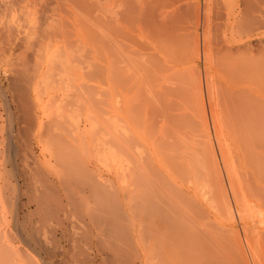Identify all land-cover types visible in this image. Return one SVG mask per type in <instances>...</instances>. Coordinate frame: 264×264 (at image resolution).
I'll use <instances>...</instances> for the list:
<instances>
[{
	"label": "rangeland",
	"instance_id": "1",
	"mask_svg": "<svg viewBox=\"0 0 264 264\" xmlns=\"http://www.w3.org/2000/svg\"><path fill=\"white\" fill-rule=\"evenodd\" d=\"M75 1L0 0V236L2 238L0 242H10L13 247L12 254L14 255L11 254L10 261L7 259L10 254L7 256L3 255L6 257L4 261L1 254L6 250H0V264H15V262L16 264H23L24 261H28L27 264L29 262L33 264L34 261L37 264H125L126 261H128L126 264H133V262L134 264H147L148 262V264H151L152 257L151 255L148 257L149 254L146 252V240H144L146 237L143 234L144 229L146 232L145 224L147 226V220L143 223L146 215L141 214L143 211L134 213L130 200V191L132 190V180L130 179V176L132 177L130 173V130L133 129L135 131L133 128L135 118L133 117L137 118L139 115L137 112H133V115L134 113L137 115H132V117V113H130L131 109L137 108L135 109L137 111L139 108L136 107L138 105H134L137 103L133 104L135 107H132L133 105L130 106V4L126 7L123 4L128 1L123 3L125 0H95L99 1L98 5L92 8L94 0L92 2L91 0L90 2L85 0L86 3L81 0L85 5L89 2L88 6L91 3L88 9L89 12L84 8L87 11L85 13L79 7L81 4L82 7H85V5L80 0L81 4ZM150 1L154 2L153 4L157 8H160L161 5L165 9L167 8L168 11L172 10L174 6L179 7L178 12L169 20L173 23L177 21L182 23L177 25L178 22L176 24L168 22L166 24L168 26H165V33L170 31V37L176 35L172 36V38L175 41L178 39L177 42L179 40L183 41V34L187 36L190 33L191 35L193 34L192 37L194 39L191 35L188 38L184 35L185 40H188V42H185L186 47L189 49L193 46V42L191 47L188 45L189 40L193 39L191 41H195V50L192 49L194 51L198 49V54L199 52L201 53L198 57L202 55L203 46L200 42L203 39L202 31L204 27L202 20L204 10L207 7L206 0ZM162 1L164 3L168 2L171 9L169 10L170 6L167 3L165 4L169 8L165 7ZM212 1L216 2V0ZM95 3L97 2H94L93 5ZM153 4L147 5L149 10L145 9L142 13L143 24H150L151 21L154 22L157 18L154 16L157 15L158 9L156 10V7H152ZM214 5H212L214 8H212V11L216 14L213 13L214 22L216 21L215 23L221 27L226 16V8L222 5L217 8V5ZM150 6L154 11L149 8ZM91 10L94 12L90 14ZM111 12L113 14L119 12V14L117 13L118 15L122 12L119 19L122 18L123 20L126 18H123L122 15L127 14L129 16L126 19L128 24H125L129 25L127 32L125 30L127 36L123 37V39L116 36L113 42L107 39L108 36L106 34L108 31L103 28L105 27L104 24L116 15H111ZM153 12L156 13L154 14ZM183 17L185 21L187 19V23L182 19ZM123 20H121L122 23L125 22ZM99 23L103 24L101 25L102 27ZM170 26H173L172 29H170ZM96 27L102 30L101 34L96 32V29L100 31ZM174 27L176 29L179 28L178 33ZM220 27L217 29L219 30ZM103 30L105 31L103 32ZM95 32L96 34H94ZM171 32L175 34H171ZM221 32L222 30L215 31L216 42H220ZM212 33L214 34V31ZM99 35L100 38H98ZM260 35L264 44V27L261 28ZM190 37L191 39H189ZM97 40L100 41L98 42ZM115 40L116 42H114ZM184 41L183 43L181 42L182 46H184ZM197 41L200 43L198 44L199 46L197 45L198 48H196ZM108 42L111 47L113 43V49L106 45ZM262 42L260 44L255 42V44L261 47ZM263 44L262 48L264 49ZM101 45L104 46L101 47ZM120 45L123 46L121 47ZM200 45L202 46L201 48ZM114 46H117L120 50ZM187 49L185 50L187 51ZM259 51H261L260 57L263 61L262 63H264V57H262L264 56L262 55L264 50L261 49ZM185 53H183V57L186 56ZM190 53L193 56L192 52ZM214 54L216 55L215 52ZM213 55L212 57H214ZM196 56L194 52L193 58L187 56L192 61L186 60L187 57H182L181 60L186 61V63L189 61L187 64L190 66L195 65L194 68L190 69L188 68L190 66L183 63L187 66L186 69L193 70L194 73L198 69L196 72L199 73L194 75L201 79L202 90L200 93L204 103V109H202L204 111H199V114L198 110H196L195 116L199 115L194 117V119L191 118L194 126L191 123L192 127L188 129L189 133L193 130H195L193 133L198 131L201 138L196 133H190L191 136L185 134L189 136L185 139L187 141L190 140L188 142L197 140L196 145L197 143L199 144L198 140L200 141L201 139V141L204 139L203 142L206 143L208 141L210 146L212 144L211 147L209 145L208 147L210 151L214 150L212 157L213 159L215 158L216 166L221 168L220 172L224 175L222 165H220L219 150L218 147L216 148L217 144H215L216 140H214L212 122L209 118L207 96L203 87L206 77L203 72L210 74V78L216 82L220 78L221 71L217 75L216 69H213V66H216V61H212L213 66L208 64L210 66L208 68L209 66L205 64L206 62L204 63L203 55L200 58ZM215 66L214 68H216ZM203 68L205 71H203ZM217 70H220L219 67ZM215 73L217 75L215 77H218L217 80L213 78ZM16 83L19 85L21 83L22 86L19 87L18 84L16 86ZM20 90H26L25 92L23 91L25 94H22V91L19 93L22 97L26 95V99L25 97L22 99L24 101H22V105L25 103L24 107L26 106L25 112H23L25 108L23 107V109L19 103L21 99L18 102L21 96L16 94ZM142 92L145 95V90H142ZM144 95L142 93V96ZM14 96H17L16 101ZM143 115L145 116V113ZM152 115L150 116L152 121L154 120L153 118H156L154 116L159 117L157 114L153 117ZM130 116L134 119H131V125L134 123L132 127L130 125ZM144 116H142L144 118L142 123L147 122L145 124L148 126L150 119H147V121L146 118L147 116L149 118V115L146 114V118ZM142 117L141 119L138 117V120L140 119L139 122L143 121ZM158 117L155 119L156 121L161 119ZM23 118L24 120L22 121ZM198 118H201V121H205L201 124L200 120H197ZM138 120L137 123L141 125L142 123H139ZM145 124H143V127L146 129L147 126L145 127ZM155 124L157 123L155 122ZM203 124L204 128L202 127ZM159 125H152L150 128L154 129L155 132L154 127L157 129ZM134 127L138 128V131L135 128L138 135L144 132L146 134V130L144 131L143 127H141L142 129H139L138 125ZM147 128L149 129V127ZM152 130H147V134L151 136L154 133ZM204 131L206 134L203 133ZM20 133L21 135L23 134V137H21ZM142 134L139 135V138L140 136L143 137ZM158 134L155 133L156 137L152 136L153 139L152 137L150 138L152 141L149 140L147 142L149 139L148 135H146L148 139L145 136V140L143 139L144 137L142 138L143 140L140 139L141 143L145 141L144 144L147 145L141 146L145 147L141 148L143 156L145 155L144 151L147 153L146 158L151 154L153 156L154 151L157 153L153 157H149L151 162L154 161L150 164L151 167L156 162L159 163L160 159L163 163V160H166L165 152L169 154L167 150L170 151L169 147L172 146L164 139H161V141H166L167 146L163 144L164 142H158L161 138ZM156 138H158L157 142L154 141ZM153 141L158 144L155 143L154 145ZM169 141L172 140L169 139ZM151 145L152 147L155 146V149H152L153 152L150 149L152 148ZM165 147H168V149ZM197 147L199 146L197 145ZM161 148L164 151L165 149L167 150L162 153L163 150L161 151ZM196 148L192 150L195 151ZM155 156L157 157L155 158ZM192 165L195 166L194 164ZM82 166L87 167L86 171H82L85 170ZM193 166L192 170H195ZM75 168L77 169L76 172H74ZM188 169L191 170V167L188 166L186 171ZM84 172H86V175ZM177 172H179V169ZM221 173L220 177L222 179L224 176H221ZM179 174L180 172L177 173V176ZM198 174L200 177H196L195 181L200 178L204 179V177H201L202 174ZM182 176H178V178ZM224 179L222 180L225 182ZM178 180L176 181L179 183L180 180ZM200 181H197V184L199 183V185L203 186V180L201 184ZM195 184L194 182V188H197L199 185L196 184V186ZM202 188L199 186L195 191V193H198L196 194L198 199L203 196V193L199 194ZM224 189L227 191V188ZM142 190L141 194L143 193ZM66 197L70 198H68L70 203L66 201ZM31 200L34 201L32 202ZM143 203L141 202L140 206H144L145 204ZM213 209L210 208V211ZM211 212L215 213L216 210L214 209ZM136 216L140 220L134 221ZM234 221L236 220L234 219ZM231 222L232 220L226 223L229 224ZM234 225L236 227L234 228L240 231L238 223L235 222ZM65 227L68 229L66 230ZM68 232L69 234H67ZM18 236L28 239L33 238L32 240L38 245L36 246L33 243L30 246H26ZM6 239L14 241L11 242V240L7 241ZM16 249L23 251L17 254L14 251ZM6 253L7 251L4 254ZM14 253L20 257H16ZM25 253L27 257L29 256V260L26 257L24 258L23 255H26ZM11 258H14L15 261ZM154 258L157 259L155 256ZM158 260H153L152 263L156 261L154 263L156 264Z\"/></svg>",
	"mask_w": 264,
	"mask_h": 264
},
{
	"label": "bare ground",
	"instance_id": "2",
	"mask_svg": "<svg viewBox=\"0 0 264 264\" xmlns=\"http://www.w3.org/2000/svg\"><path fill=\"white\" fill-rule=\"evenodd\" d=\"M82 1L85 2V0ZM87 1L90 2V0ZM75 2L81 4L79 0ZM84 2L82 3L84 4ZM94 2L97 3L93 5ZM94 2H92V8L93 6L95 7L98 5L99 1L94 0ZM124 2H126L127 5ZM148 2L149 4H147ZM206 2L207 7L204 4L206 9H203L204 14L202 20L204 27V30L202 31L203 39L202 42H200L203 46V56H200L203 57L204 63L206 62V65L209 64L211 66L212 61H216V66L214 65L216 68H214L212 65L213 69H216L217 75L219 74L218 72L221 71V75L218 79V77H215L217 76L216 73L214 74L213 78H215V80H219V82L218 80L215 82L210 78V74L203 72L205 73L204 75H206L204 79L205 81L203 80V87L207 96L209 118L211 119L210 121L212 122L213 133L215 136V139H213L216 140L215 144H217L216 148L218 147L219 150L218 155L220 157L219 159L221 160L220 165H222L224 175H222L223 173L220 172L221 168L216 166L217 164L215 158L213 159L212 157L214 155L212 154L214 150L211 148L212 151H210L208 147L210 144L207 140V143L203 142L204 139L203 141H201L202 139L200 140L201 143L198 140V149L196 148L197 140H191V142H188L190 140H186L189 137L188 135L191 136L190 133H196H193L195 130L189 133L188 129L192 127L191 118L194 119V117L200 114L199 111L204 109V103L200 93L202 90L200 81L201 79L196 77L197 73H199L196 72L198 69L195 70V73L193 70H188V68H194L195 65L190 66L187 64L189 61L186 63V61L181 60L183 53L185 52V58L187 56L193 58L194 52L195 55H197L196 57L201 54L200 52L198 54V49L194 51L195 41H191L194 39L192 37L193 34L191 35V33H188L193 38H189L191 39L189 40L190 44L188 43L189 47H191L193 43L194 44L191 48L187 49L185 42H188V40H185V37L188 38L189 35L187 36L186 34H183V41H185L184 46H182L183 41L179 40L180 42H177L178 39L175 41V39L172 38V36L174 37L176 35H172L170 37V31L165 33V26H168L166 24H168L174 14L178 12L179 7L174 6L172 10H170L171 6L168 4V2L165 3H167L170 8L163 2L165 5L163 3L162 5L169 8L170 11H168L167 8L165 9L158 2L157 4L160 5V8H157V6L153 4L154 2L152 3L150 0L123 1V5L126 7L128 4H130V106L134 103H137L134 105H138L136 106L139 107L138 110L141 108L140 111H136L135 109L137 108L131 109L130 107L132 111H130V113H132L131 116L133 115V112H137V114H141L142 116H144L143 114L145 113V116L146 114L149 115V118L148 116L147 118L144 116L147 120L150 119L152 114L159 115V117L154 115H152V117L154 116L156 118L158 117L159 119L161 118L159 120L160 125L159 121L155 120L156 118H153V121L151 118V122L147 120L151 126H147V122H145L146 124L142 123L144 122V118L141 115H138V117H140V119L142 117L143 120L140 122L138 117H133L135 113L132 117L135 118L134 123L136 126L138 125L139 129H142L141 127H143V124H145V127H149V129L147 127L145 129L143 127L144 131L146 130V134L143 130L142 132L144 133H140L143 137L148 135L149 139L146 137V139H148L147 142L149 140L152 141V136H155V133H159L158 135L161 138L158 136L160 138V141L158 140V142L163 143L164 141H161V139H164L172 145L169 147L170 151L167 150L168 147H165L167 148L165 151L167 150L169 154H167V152L161 148V151L163 150L162 153H166V160H163L165 156L163 157L162 155L163 163L160 159V161L158 160L159 163L156 162L157 165L155 164L154 166L152 165L153 167H151L150 164H152L154 161L151 162V158L149 157L152 156V154L149 156L147 155L148 157L146 158L147 153L144 151L145 157L143 156V150L141 148L145 147L141 146H145L146 144H144L145 141H142L143 143H141L140 139L143 137L140 136L139 138L140 134L138 135V128L134 127V123L131 125V119L133 118L130 116V125L131 127L134 125L133 128L135 130H130V173L132 174V177L130 176V179L132 180V182L130 181L132 184V190L130 191L131 206L134 213L137 211H143L141 214L146 215V219L143 220V223L147 220V226L145 224L147 233L145 232V229L143 230V234L145 235L144 237H146L144 238V240H146V252L149 254H147L148 257L151 255L152 261L158 260L159 258L156 264L159 262L161 264H264V63H262L263 61L260 57L261 51H259L261 49L264 50L262 48V36L260 35V30L264 27V0H216V2L212 1L213 4L211 0H206ZM88 4H84L85 7H82V4L78 6L81 8V10H87L89 12L88 9L90 8L89 6L91 3L89 6ZM151 4L154 5H152V7H156V10L158 9L157 15L154 16L157 18L154 20V22L151 21L150 24H143L142 13L145 9H148L147 5ZM214 4L217 5V8H219V5H222L226 8V16L221 27L215 23L216 21L214 22L215 17L213 16V13L215 14V12L212 11V5ZM214 7L216 6L214 5ZM84 8L86 9L84 10ZM149 8H151V6ZM151 10H153V8H151ZM87 11H85V13H87ZM91 12L94 11L91 10L90 14ZM112 12L111 15L114 16L116 14L110 19H113V22L109 20L110 23L107 22L104 24L105 27H103L104 29L106 28V31H108L106 34L108 36L107 39L111 42H113L116 36L120 38L122 37V39L123 37H126V32L129 26L125 25L128 24V21L126 22V19L129 18L127 14L122 15L123 18H126L123 20L122 18L119 19V16L121 17L122 12H120V15H118L119 12H117L118 14H113ZM153 13L155 14L156 12ZM184 17L182 18L183 20ZM121 20L125 21L123 22L124 24ZM185 22L187 23V19ZM179 23L180 22H178L177 25H180L182 22L180 24ZM101 25L103 24H100V26ZM218 26L220 27L219 30H222L220 33V42H216L215 39V31H219L217 29L219 28ZM172 27L170 29H172ZM174 28L176 29V27ZM110 29L111 31H109ZM178 29H176V32ZM101 31L102 30L98 31V29H96V32L100 33ZM104 31L105 30H103V32ZM123 31L126 34H124ZM213 31L214 34L212 33ZM96 32L94 34H96ZM120 32L121 34H119ZM174 32H171V34H175ZM217 34L219 35V33ZM98 38H100V35ZM97 41L99 42L100 40ZM114 42H116V40ZM198 42L199 41L196 43V48H198L197 45L200 44ZM255 42L258 44L262 42L261 47H258V44H255ZM108 44L110 43L108 42L106 45L109 46ZM111 45L113 47V43ZM201 45L200 48L202 47ZM102 46L104 45H101V47ZM107 46L105 47L107 48ZM117 46L114 47L119 49ZM120 46L122 47L123 45ZM258 48L261 49L258 50ZM185 49H187V51L189 50L188 53L192 52L193 56H191V53L188 55ZM123 50L125 49L123 48ZM211 52L213 54L215 52L217 56L215 54L213 55ZM262 53V55H264L263 51ZM212 55L214 57H212ZM200 56L198 58H200ZM187 58L186 60H190V58ZM198 58L196 60H198ZM183 63L190 67L186 69L187 66H185ZM210 66L208 68H210ZM218 67L220 70H217ZM203 71H205V69ZM17 84L18 83H16V86L19 85ZM16 86L15 88H17ZM21 86L22 85L20 83L19 87ZM142 90H145V95ZM21 91L23 94L26 90H20V92L17 91L18 93L15 91L14 92L19 95ZM142 93L144 96H142ZM4 96L6 95L4 94ZM23 96L25 97L26 95ZM24 97L21 96L18 99V102L21 99L19 103L21 104L22 108L25 104L24 103L22 105V99H24ZM16 100L17 98L15 101ZM134 105L132 107H135ZM15 108L17 109V107ZM22 108L20 109L23 110L25 108L23 111L25 112L26 106L23 109ZM196 110H198L199 114L195 116ZM203 111L204 110H202V112ZM167 112L169 113L167 114ZM136 119L139 123H142V126L137 123ZM23 120L24 118L22 121ZM197 120H200L199 122L201 124L203 121H205H201V118H198ZM155 122L159 125V128L157 127L156 129V127H154V132V129L152 130L150 127H152V125L157 126ZM195 122L197 123L196 120ZM192 124L194 126V122ZM203 126L204 124L202 127ZM147 130H152L154 135L152 134L150 136L147 134ZM139 132L141 131L139 130ZM206 132L208 133V131ZM203 133H205V131ZM185 134H188V137ZM196 134L199 135L198 131ZM22 135L21 137H23ZM145 137L143 138L144 140ZM151 137L152 139H150ZM199 138H201L200 135ZM157 139L158 138H156L154 141L157 142ZM169 139L172 141H169ZM156 142H154V145ZM166 143L167 142L165 141L163 144ZM167 145L168 144L165 146ZM154 147L150 148L151 152H153L155 149ZM193 148H196V150L193 151ZM156 154L157 153L154 151L153 156ZM156 157L157 156H155V158ZM149 160L151 163L148 162ZM187 164L189 167H191V170L193 166L192 164H194L195 166H193V168L195 167V170L193 169L191 171L188 169V171H186L188 168ZM82 167L85 169L82 171H86L87 167ZM177 168L181 174L178 176H182L184 172L182 177L178 178L177 173L179 172H177ZM196 168L199 170L197 169V171ZM76 171L77 169L74 170V172ZM85 173L86 172H84V174ZM198 173L202 174L201 177H204V179L200 178L201 181L203 180V186L199 185V183L197 184V181L199 182L200 179L195 181L196 177H200ZM220 173L221 176H224L225 179L223 177L222 179H224L225 182L221 179ZM140 176H143L142 179H140ZM176 180H178L179 183ZM194 182L199 185L200 188L203 187L201 191L205 189V191L199 192V194L203 193V196L201 195L202 198L200 196L201 199H198V196L196 197V194L198 193H195V191L199 186L195 184L197 188H194ZM224 188H227V191ZM141 190L143 195L141 194ZM66 198V201L70 203V198ZM31 201L33 202L34 200ZM141 202H144L143 204L145 205L140 206ZM210 208H214L216 210V215H218L216 216L215 213H212L211 211H214V209L210 211ZM136 218L134 221L140 220L137 216ZM234 219L236 221H234ZM230 220H232L231 223H226ZM235 222H237L240 226V231L235 229ZM67 229L68 228H66V230ZM67 234H69V232ZM20 238V240L26 246H30L33 243L36 244V246L38 245L32 240V237V239L23 238V236ZM0 240H2L1 236ZM6 240L9 241L11 239ZM13 241L11 240V242ZM0 246L2 247L0 250L7 251L6 254H4L6 251H1V256H7L10 254L7 257V259L10 261L11 254L13 252L12 244L10 242L1 241ZM40 247L42 248V246ZM14 251H16L15 253L18 254L23 250L16 249ZM5 256L2 258L3 260H6ZM23 256L29 260V256L27 257V254ZM154 256L157 257V259L154 258ZM16 257L20 256L16 255ZM12 260H14V258ZM149 261L151 260L149 259ZM152 261L151 264L156 262L155 261L152 263ZM126 262L128 263V261ZM27 263L28 261L26 264ZM34 263L35 261L33 264Z\"/></svg>",
	"mask_w": 264,
	"mask_h": 264
}]
</instances>
